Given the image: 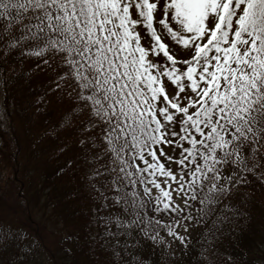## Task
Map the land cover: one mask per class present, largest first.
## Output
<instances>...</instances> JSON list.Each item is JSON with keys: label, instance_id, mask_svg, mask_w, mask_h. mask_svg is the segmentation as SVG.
<instances>
[{"label": "snow or ice", "instance_id": "6c2138e0", "mask_svg": "<svg viewBox=\"0 0 264 264\" xmlns=\"http://www.w3.org/2000/svg\"><path fill=\"white\" fill-rule=\"evenodd\" d=\"M9 54L50 71L65 122L83 117L90 248L179 241L207 260L237 185L264 186V0H0Z\"/></svg>", "mask_w": 264, "mask_h": 264}, {"label": "trees", "instance_id": "16d2710c", "mask_svg": "<svg viewBox=\"0 0 264 264\" xmlns=\"http://www.w3.org/2000/svg\"><path fill=\"white\" fill-rule=\"evenodd\" d=\"M38 64L35 58H16L14 54L0 59V130L4 128L14 137L9 165L0 163V198L10 183L22 194L30 189L44 194L46 201L56 198L53 204L62 226L55 218L42 229L54 230L51 238L55 242L50 246L41 229L36 230L40 224L31 225V232L0 218V224L10 225L14 232L11 244L0 241V264H136L133 257L147 264H220L224 256L232 257L224 264H264V186L251 175L248 183L234 189L232 206L239 211L224 213L229 219L214 248L205 253L207 260L200 258L201 244H189L185 253L179 241L165 248L142 240L141 246L128 249L129 255L117 249L119 258H114L111 251L90 248L93 241L86 237L88 233L97 234L99 228L86 226L91 215L90 200L80 178L83 162L77 159L83 155L79 141L88 134L79 130L82 116L73 115L69 122L64 121L71 102L66 96L61 98L58 90L49 92L55 87L49 83L51 73ZM4 151L0 143V156ZM69 160L73 161L71 166ZM35 200L31 199L33 204ZM195 237L194 232V241ZM26 248L31 249L27 260L16 261L15 253Z\"/></svg>", "mask_w": 264, "mask_h": 264}, {"label": "rangeland", "instance_id": "374dc122", "mask_svg": "<svg viewBox=\"0 0 264 264\" xmlns=\"http://www.w3.org/2000/svg\"><path fill=\"white\" fill-rule=\"evenodd\" d=\"M14 127L17 128L15 122ZM0 141L1 148L5 150L3 155L0 156V163L7 167L9 165V152L14 149L13 134L1 128ZM31 199H36L34 204ZM53 203H56V198L46 201L44 194L36 193L30 189L27 190L26 194H22L10 183L0 198V218H6L16 224L23 225L30 229L29 231L33 230L31 225L40 224L41 228L37 227L36 230L41 229L42 235L47 236L49 245L53 246L55 240L51 238L53 236L51 233L54 230L49 227L42 230L50 219H58L60 226H62L60 213Z\"/></svg>", "mask_w": 264, "mask_h": 264}]
</instances>
